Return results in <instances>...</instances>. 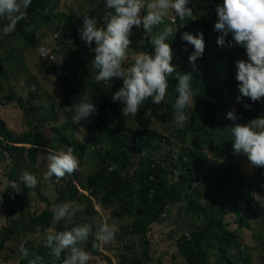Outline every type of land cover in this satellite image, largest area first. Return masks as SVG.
<instances>
[{
  "label": "trees",
  "instance_id": "16d2710c",
  "mask_svg": "<svg viewBox=\"0 0 264 264\" xmlns=\"http://www.w3.org/2000/svg\"><path fill=\"white\" fill-rule=\"evenodd\" d=\"M93 1L99 2L98 8L105 9L104 0ZM222 4L223 0H191L189 7L199 6L202 10V20L195 29L188 28L184 25V20L179 19L184 32L194 36L202 33L205 43L203 55L197 58L195 65L190 61H184L179 65L172 61L177 71L192 74L193 99L196 101L195 106L190 110L189 124L183 128L175 126L172 133L183 144L187 143L188 136L193 134L194 137L191 146L184 147L180 159L175 160L169 155L165 156L164 153L160 155L161 140L157 143V153L160 157H156L153 149L159 137L158 132L137 127L122 129L116 123L108 122V118L117 119L122 115L123 105L120 102H113L112 96L122 86L123 81L114 78L108 84L106 82L97 83L93 79L95 74L92 67L94 53L89 47L86 48L88 55L81 61L77 60L73 54V62L70 68L65 70L66 74H63L58 67L48 72L57 75L64 94L62 104L77 103L83 95L96 105L98 111L88 119L80 121L84 128L92 132L91 141L87 137L78 136L74 128L68 131L63 130L61 125L56 126V116L49 111L39 118V115L34 112L35 106L30 97L28 101L23 99L24 96L23 98L18 97L27 124H34L29 130L26 129L24 133L18 134L8 122L6 124L0 117V156L9 158L7 161L10 162L15 160L13 165L10 164L11 169L7 173L11 182L15 181L16 184L19 182L20 177L17 172L18 169H22L26 161L23 159L25 156H29L31 161L37 160L40 146L45 143L43 131L45 124L50 126V131L45 129L46 132L48 131L51 135L55 133L56 144L54 146L57 147H53L52 151L58 152L71 147L80 164L79 170L72 175H66L59 180L55 176L52 177L53 182L57 184H55L54 195L43 193L40 186L35 187L39 194L38 203L25 202L30 207H32L30 204L34 206L42 204V210L25 215L20 220H16L18 221L16 224L7 227L6 234L0 239V254L15 236H25L27 232H46L51 229L58 232L75 224L92 223L95 219L94 212L88 206L85 207L83 213L73 217L70 222L65 220L55 222L53 212L58 204L92 202L95 198L101 203V207L96 205L94 207L97 215L102 214L101 210H110L111 215H108V218L111 220L131 218L129 223L120 227L116 236H133L139 240V245L142 247L141 251H137L133 244L124 243L122 245L124 251L118 255L119 264H145L151 259L148 234L152 226L160 224L173 214L174 207H179L180 219L190 226L191 235L190 237L186 233L180 235L178 251L174 256L176 259L173 264H177L179 259L183 260L182 264H240L239 260H233L230 256V252L238 249L242 243L239 237H236L235 231L230 228L227 216L233 214L240 226L246 223V219L241 221L244 218L241 211L247 203H251V195L242 187L253 188L257 181L256 174L253 172L251 177L242 179V187L235 189V182L239 176L238 171H234L238 164L235 163L236 153L233 150V137L230 133L233 121L226 118V112L227 109L230 111L229 100L240 94L235 62L247 57L243 47L234 45L233 47L239 48V52L235 53V50L226 46L227 41L232 39L231 35L226 38V44L223 46L227 48L226 50L212 49L216 45L219 46L217 44L219 33L214 31V24L217 20L216 8ZM70 5L69 0H32L31 6L27 9L26 19L16 25L15 31L7 36L0 32V76L2 78L7 76L4 63H8L15 49L17 47L27 49L39 45L37 32L43 28L50 30L56 19L66 30L65 37H60L61 40L73 37L77 42H82L79 29L73 22L74 17L67 14L66 8ZM7 22L6 18H1L0 29ZM133 37L137 49L131 44L132 54L135 55L138 51L152 53L153 48L150 44L152 36L145 33L142 27L138 33L135 29ZM13 40L17 42L16 45L5 49ZM168 42L171 48L189 46V43L183 41L181 36L169 38ZM189 47L194 51L193 45ZM50 60L52 64L58 65L55 60ZM126 66L130 65L126 63ZM175 86L176 80L173 74L169 78L170 99H165L160 104L152 103L151 99L143 103L149 104L147 109L150 108L152 115L159 122H174L173 105L177 96ZM242 101L250 104L251 107L239 114L238 117L242 118L238 119V123L247 124L252 119L264 115V98L253 102L250 98L244 97ZM188 110L189 108L187 112ZM206 127L227 131L224 139L210 143L209 148L212 150L225 148L229 156L227 170L222 172L218 181L214 183L215 188L210 190L207 188L212 186V182H207L202 188L195 187V173L206 168L209 161L207 153L202 150L198 141L202 140L201 132H204ZM92 153L95 156L96 170L90 174L86 172L83 160L90 158ZM135 156H139L137 163L133 161ZM166 157L172 162L171 169L166 165ZM27 170H31V167ZM172 170L178 171L176 181L171 179ZM262 178L264 180V176ZM9 189L16 191L11 187ZM204 196H207V201H202ZM251 206L248 204V208ZM199 208L204 210V225L189 220L186 214L190 211L198 214ZM23 220H25L24 223H22ZM106 221L110 220L106 219ZM93 232L95 233V226H93ZM93 241L94 236L83 245L89 253L92 250L94 252L101 249L93 248ZM26 248L29 249L30 254L41 255L44 264H59V261L50 255V250L44 246L43 239L37 245L27 244ZM27 260L28 258H21L20 264H27ZM243 264L249 263L243 262Z\"/></svg>",
  "mask_w": 264,
  "mask_h": 264
},
{
  "label": "clouds",
  "instance_id": "9594fccd",
  "mask_svg": "<svg viewBox=\"0 0 264 264\" xmlns=\"http://www.w3.org/2000/svg\"><path fill=\"white\" fill-rule=\"evenodd\" d=\"M31 3L32 0H0V18L8 20L0 29L4 36L14 32L16 25L26 19L27 9ZM190 3L191 0H104L102 25L98 23L96 17L83 16V23L78 31L80 39L94 53L93 79L97 83L113 81L114 78L122 79V86L113 94L112 101L123 105L121 108L123 116H136L148 99L154 104L162 103L168 96L169 78L175 74L177 96L173 105V121L178 128H183L188 123L187 109L193 104L194 98L191 84L193 77L191 73L177 71L176 66L171 63L173 52L168 41L169 38H174L177 30L164 21L170 11L180 20L191 19L194 10L189 7ZM216 14L214 31L219 33L217 44L225 46L226 38L231 35L232 39L227 41L226 46L231 48L239 45L246 51L247 58L235 62L240 93L236 97L237 103H242L244 97L250 98L253 102L261 101L264 98V0H223V4L217 6ZM174 19L176 22L177 19ZM161 25L162 29L152 35L150 40L152 53L138 51L130 66H126L133 29L142 27L145 33H152L154 28ZM60 29L64 30L60 37H65L64 27H60L55 34ZM181 39L194 46L189 61L195 65L197 58L202 57L204 52L203 34L194 36L184 32ZM83 42H80L81 46ZM38 52L40 57L47 58L51 51L41 46ZM66 73L67 71L63 72ZM242 106L245 109L251 107L247 103H243ZM72 108L75 110L74 123L88 119L98 111L91 99L83 95ZM226 118L233 121L230 133L233 137L234 153L246 156L252 166L264 168V117L241 124L237 121L242 117H238L233 108L226 113ZM46 151L48 153L46 178L55 176L59 180L79 170V160L71 147L58 152L51 149ZM20 180L27 188H35L38 183L36 176L27 171L21 174ZM10 187L16 189L18 185L12 181ZM84 211L83 203H61L54 208L53 220L70 222L73 217ZM116 233L115 225L97 219L92 223L75 224L66 230L47 232L43 240L44 246L50 250V255L55 257L59 264H88L91 257L83 245L89 238L94 236L92 246L100 248L102 245L110 244ZM17 251L21 258H28L27 264H44L41 255L30 254L29 249L23 244Z\"/></svg>",
  "mask_w": 264,
  "mask_h": 264
},
{
  "label": "rangeland",
  "instance_id": "374dc122",
  "mask_svg": "<svg viewBox=\"0 0 264 264\" xmlns=\"http://www.w3.org/2000/svg\"><path fill=\"white\" fill-rule=\"evenodd\" d=\"M71 5L67 6V14H70L74 17L73 22L76 24L77 29L82 26L83 16L82 13L87 10V8L96 9L98 8L99 2L93 0H70ZM193 17L191 19H186L183 21L184 25L188 28L195 29L198 23L202 20V10L199 6L193 8ZM171 12V11H170ZM165 17L164 23L172 26L176 31L175 36H181L184 33V27L179 21V18L175 16L174 13H170ZM176 18L177 21L173 22L172 20ZM1 19V18H0ZM100 21V22H99ZM99 24H103V20L100 19ZM8 23V22H7ZM63 27L60 25L59 20H55L50 30L41 29L40 32H37V37L39 45H36L31 48H22L17 47L11 59L5 64V69L7 70V76L2 78L0 76V112L10 110V120L9 125L11 128L15 129L18 134L24 133L26 129H30L34 124H27L25 120L23 110L21 109L18 96L19 93L23 98V93L26 96L23 98L25 101L29 99V91L32 93H37L33 91L30 87L33 84H36L39 92V106L45 108V99H61L62 94L58 92L55 88V85H60L57 80L56 74H51L48 70L58 69L62 72L70 68L71 63L73 62V54L76 56L77 60L81 61L86 57V48L88 46L83 42L82 46L80 42L77 44H72L69 40H59L53 39V34L60 28ZM163 25L158 26L153 29L152 33H149L151 36L155 35L162 29ZM139 29H136L138 33ZM135 28L133 29V35L131 37L132 44L136 46L134 39ZM50 35H49V34ZM46 35V36H45ZM10 39V38H9ZM16 41L8 43L5 49H9L16 45ZM44 46L51 51V54L54 55L55 62L58 65L52 64L51 60H47L39 56L38 49ZM191 46V44H189ZM180 47L172 48L173 60L178 65L182 62H189V55L193 52L192 48ZM185 48L187 49L185 51ZM212 49H222L226 50V47L215 46ZM229 49L235 50V53L239 52L238 47H231ZM132 46L130 45L129 55L132 54ZM134 54L129 56L127 65H130L134 59ZM172 63V62H171ZM11 74L10 76H8ZM23 91V92H22ZM165 99H170V96H166ZM242 103H237L236 98L229 100V109L232 110L235 108L237 116L245 110L242 106ZM196 101L193 99V104L188 108V115L190 122V110L195 106ZM149 104H143L136 114V116L121 115L120 118L111 119L108 118V122L116 123L118 127L122 129H128L130 127L137 128H148L152 129L159 133V137L155 143V148L153 152L156 157H160L161 153H164L165 156L169 155L170 158L178 160L183 155L184 147L187 145L191 146V143L194 139L193 134L187 137V143L183 144L178 141L175 135H172L174 127L176 126L174 122L164 123L159 122L152 115L150 108L147 109ZM228 112V109H227ZM226 112V113H227ZM264 117V115H261ZM72 122L74 123L73 119ZM62 121L56 120V125H63ZM76 124V123H74ZM186 124V125H187ZM185 125V126H186ZM184 126V127H185ZM45 129L50 131L49 124H45L43 131L45 133V143L40 146L38 158L31 161L29 156H25L23 159L26 160L22 166L21 170H18L19 177L25 171L33 174L37 178V187H41L43 193L47 195H54L56 183L53 182V178H46L45 174L47 172L48 161L47 149H53L55 143V138L46 132ZM83 128L76 130V134L81 136L80 133H83ZM54 133V132H53ZM176 133V132H175ZM227 131H221L218 128L206 127L204 132H201L202 140L199 139L201 148L208 155L209 161L206 168H202L195 173V187L202 188L207 182H212V186L207 188L208 190L215 188V181H218L220 175L223 171L227 170L229 164L228 152L225 148L212 150L209 148V144L224 139ZM161 140L162 148H160V155L157 153V143ZM149 153V150H148ZM139 156L133 158L134 163H137ZM6 157L0 156V239L6 234L7 227L16 224L23 216L29 215L32 212H39L42 210V204L39 206L32 207L27 206L25 201L38 203L39 194L36 188H27L24 186L23 182L19 178L17 183L18 187L16 191H10L11 181L8 178L10 172V164L13 162L7 161ZM186 161V159H184ZM235 163L238 164V167L234 168V171H238L239 179L235 182L236 188L242 187V179L246 177H251L253 172L256 174V181L253 188L249 186H243L246 192H249L251 195V203H247L241 211V215L244 217L241 221L246 219V223L239 225L236 219L233 217V214H228L227 218L229 219V226L232 228L236 237L240 239L241 246L238 249H234L230 252V256L234 260H239L240 264L243 262H248L249 264H264V168H257L252 166L247 160L246 156L242 154H235ZM91 160L89 159L88 165L86 166V172L92 173L96 170L95 167L91 166ZM166 165L171 169L172 162L166 157ZM28 167H31V170H27ZM14 166L12 167L13 171ZM16 172V171H14ZM178 171L172 170L170 172L171 179L176 181L178 179ZM54 177V176H53ZM206 177H208L206 179ZM55 180V179H54ZM56 184V185H55ZM209 193V192H207ZM19 197L16 198V196ZM207 196H204L202 201H207ZM85 207L88 206L94 212V220H110L109 223L113 224L117 228V232L120 231L122 225H126L131 221V218L128 220L116 219L111 220L108 218V215H111L110 210H101L102 214L98 215L94 211L95 205L101 207V203L96 201L95 198L92 199V202L83 201ZM248 204L252 205L248 208ZM106 212V213H105ZM179 207H174L173 214L161 221L160 224L152 226L151 232L148 234L150 240V254L151 259L145 264H173L176 257L175 254L178 251V239L182 233H186L190 237L191 232H189L190 226L186 222L182 221L179 216ZM105 213V214H104ZM189 217V220H193L197 224H203L205 221L204 210L199 208L198 214L195 211H190L186 213ZM28 218V217H27ZM227 219V220H228ZM25 220L22 221L24 223ZM179 230V231H178ZM56 232L54 230H47L46 232H34V233H25V236H15L6 244V247L0 254V264H20L21 256L17 251V248L23 244L25 247L27 244L37 245L42 239L45 233L47 232ZM139 240L133 236L124 235L121 237H115V239L107 245H102L98 251H90V261L88 264H119V253L123 252L122 245L133 244L135 250H142V247L139 245ZM85 248V247H84ZM181 259L178 260L177 264H182Z\"/></svg>",
  "mask_w": 264,
  "mask_h": 264
},
{
  "label": "crops",
  "instance_id": "0c3cea01",
  "mask_svg": "<svg viewBox=\"0 0 264 264\" xmlns=\"http://www.w3.org/2000/svg\"><path fill=\"white\" fill-rule=\"evenodd\" d=\"M104 12H105V9H101V8L91 9V8L88 7L87 10L85 12H83L82 14L83 15H89V17H96L97 20L99 21L100 19H102V16H103ZM81 19L83 20V17ZM30 88L33 91L37 92V93H32L31 91H29V94H30L29 97L32 98L33 106H35V111L34 112H36L39 115V118L42 117V114H45L47 111H49L51 114L56 116V120L62 121L64 123L63 125H61L63 127V130L70 131V130H72L74 128V130L76 132L77 129L83 128L84 132L80 133V135L82 136V138L87 137L88 140L91 141L90 138L92 136V132H90L88 128H84L80 124V122L76 123V124H74L72 122V119H73V116H74V112H75V110L72 108V106L75 104V102L62 104V101H63V98H64V94L62 92V88H61L60 85H55V88H56V90L58 92H61L62 98L61 99H56V98L55 99H49V98H46L45 99V108L39 106V101H38L39 89H38L37 85L33 84ZM24 94H27V93H23L22 96H26ZM17 96L19 97L21 95L18 93ZM10 113H12V112H10V110H7V111H2L1 114H0V117L5 121L6 124L10 120V117H11ZM56 120H55V124H56ZM56 126H58V125H56ZM52 136H53V139H54L55 138V133H53ZM37 158H38V156H37ZM89 159L91 160V163H92L91 166L94 167V165H95V156L92 153L90 158L87 157L85 160H83L84 163H85V168L88 165ZM18 170H20V169H18Z\"/></svg>",
  "mask_w": 264,
  "mask_h": 264
},
{
  "label": "built area",
  "instance_id": "2783aa9c",
  "mask_svg": "<svg viewBox=\"0 0 264 264\" xmlns=\"http://www.w3.org/2000/svg\"><path fill=\"white\" fill-rule=\"evenodd\" d=\"M70 2V1H69ZM173 22H175V19H173L172 20ZM62 34H64V30L63 29H60L54 36H53V39H58V37H60V35H62ZM72 44H76V39L75 38H73V37H71L70 39H68ZM42 58H44V59H48V60H50V59H54V55H52L51 54V52H50V54H49V57H47V58H45V57H42ZM117 80H119V79H117ZM107 84L109 83V81L108 82H106Z\"/></svg>",
  "mask_w": 264,
  "mask_h": 264
}]
</instances>
